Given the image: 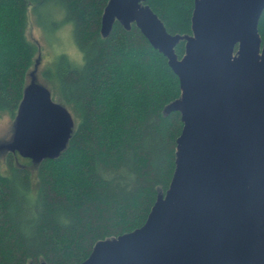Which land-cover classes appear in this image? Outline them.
I'll return each mask as SVG.
<instances>
[{"label":"trees","instance_id":"obj_1","mask_svg":"<svg viewBox=\"0 0 264 264\" xmlns=\"http://www.w3.org/2000/svg\"><path fill=\"white\" fill-rule=\"evenodd\" d=\"M107 2L0 0V118L15 117L37 53L26 35L30 14L38 25L40 8L61 11L83 59L63 54L43 71L75 117L65 149L34 170L11 151L0 165V264H80L98 241L141 227L168 189L183 124L166 108L180 96L179 80L134 23L115 20L101 34ZM144 2L169 33L191 34L194 0ZM258 32L264 39V9ZM184 45L174 47L178 58Z\"/></svg>","mask_w":264,"mask_h":264},{"label":"water","instance_id":"obj_2","mask_svg":"<svg viewBox=\"0 0 264 264\" xmlns=\"http://www.w3.org/2000/svg\"><path fill=\"white\" fill-rule=\"evenodd\" d=\"M144 1L108 0L101 34L115 20L126 29L134 23L177 75L180 96L166 108L183 124L175 168L145 223L98 241L80 264H264V0H194L184 35L169 33ZM14 118L0 150L37 164L59 156L75 125L34 81Z\"/></svg>","mask_w":264,"mask_h":264},{"label":"rangeland","instance_id":"obj_3","mask_svg":"<svg viewBox=\"0 0 264 264\" xmlns=\"http://www.w3.org/2000/svg\"><path fill=\"white\" fill-rule=\"evenodd\" d=\"M30 11L31 7H29L28 14L32 13ZM60 12H58L54 6H44L40 8L38 11L40 16L39 26L36 24L34 17L31 14L29 16L26 35L27 38L37 46V53L33 63L26 72V85L34 81L37 84L47 87L51 91L48 82L43 77V71L47 67L52 68L60 55H66L69 60L77 65L83 62L82 53L73 37L72 24L70 21L64 20L63 13L61 12L60 14ZM49 24H51V27H46L49 26ZM52 99L55 102L63 104L56 96L53 97L52 95ZM69 111L75 123L73 112L70 109ZM14 125L15 118H10L6 115L0 118V145L11 141ZM9 151L11 150L5 148L0 150V165L2 170L6 167L5 156ZM11 152L14 154V161L16 164H23L24 167H28L30 170L36 169L37 163L30 160L28 161V158L16 155V151Z\"/></svg>","mask_w":264,"mask_h":264}]
</instances>
